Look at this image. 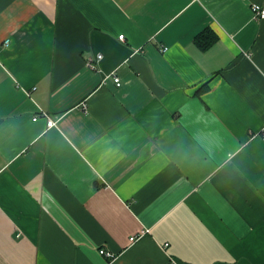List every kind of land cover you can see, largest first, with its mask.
I'll use <instances>...</instances> for the list:
<instances>
[{"label": "crops", "instance_id": "1", "mask_svg": "<svg viewBox=\"0 0 264 264\" xmlns=\"http://www.w3.org/2000/svg\"><path fill=\"white\" fill-rule=\"evenodd\" d=\"M263 2L0 0V264H264Z\"/></svg>", "mask_w": 264, "mask_h": 264}, {"label": "built area", "instance_id": "2", "mask_svg": "<svg viewBox=\"0 0 264 264\" xmlns=\"http://www.w3.org/2000/svg\"><path fill=\"white\" fill-rule=\"evenodd\" d=\"M251 9H252L253 14H254V17H255L256 19H258V20L264 19V2H263V3H260V4H258V3H254V4H252ZM119 40H121V41L124 40L123 35H120V36H119ZM5 44H7V41H6ZM163 50H165V49H163ZM100 58H101V55H98V56L96 57V59H100ZM87 64H88L89 67H92V64H91V63H87ZM114 82H115V84H116L117 87L120 86V82H119V79H118L117 77L114 78ZM35 119H36V118H34L33 120H35ZM54 123H55V122H53L52 120H48L47 125L50 127V126H52ZM260 136H261L262 139H264V131L260 134ZM134 240H135L134 237H131V238L129 239V241H131V242H133ZM100 254H101V255H104V256L107 257V258H112V257H113V255H112L111 253H108V252L104 251L103 249L100 250Z\"/></svg>", "mask_w": 264, "mask_h": 264}, {"label": "trees", "instance_id": "3", "mask_svg": "<svg viewBox=\"0 0 264 264\" xmlns=\"http://www.w3.org/2000/svg\"><path fill=\"white\" fill-rule=\"evenodd\" d=\"M211 40H213V38H207L206 35L203 34L197 37L196 43L200 48L205 49L207 46H209ZM202 90L204 89L199 90V92Z\"/></svg>", "mask_w": 264, "mask_h": 264}]
</instances>
